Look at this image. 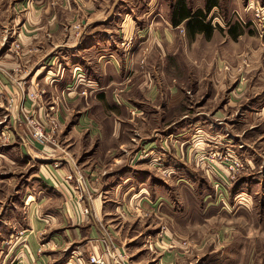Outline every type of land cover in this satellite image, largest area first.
<instances>
[{
	"label": "rangeland",
	"instance_id": "1",
	"mask_svg": "<svg viewBox=\"0 0 264 264\" xmlns=\"http://www.w3.org/2000/svg\"><path fill=\"white\" fill-rule=\"evenodd\" d=\"M175 1L71 2L73 19L65 20L67 27L54 35L58 45L51 53L56 61L54 77L41 85L59 83L68 69L71 81L54 99L38 86L36 98L42 107L47 102V112L38 118L54 116L58 125L52 169L68 171L61 174V186L68 189H64L68 198L72 196L74 216L86 221L84 197L75 195L81 188L75 181H63L69 165L91 190L109 177L113 178L107 186L112 187L127 172L121 163L111 168L115 159L121 160L119 154L127 152L130 160L153 163L147 181L155 193L148 196V208L129 206L119 212L129 218L123 227L119 225L118 235L126 264H264V16L260 15L261 21L254 16L256 2L264 13V0H220L209 21L223 31L209 38L199 34L188 38L183 27L170 25ZM34 2L26 0L23 9H31ZM188 3L195 7L202 0ZM63 6L52 1L50 7L61 14ZM237 24L245 32L233 40L225 30ZM45 37L40 35L42 44ZM98 40L101 81L94 65L97 52L92 49ZM22 46L15 35L9 50L22 55ZM83 58L92 63L95 82L77 66ZM75 69L83 75L79 83L72 78ZM81 123L105 129L121 126L126 146L118 153L116 144L101 145L100 155L98 143H89L87 130L76 127ZM169 137L175 142L181 139L187 144L184 148L191 146L195 152L191 164L163 162L168 157L164 149L172 147H161L162 139ZM146 141L154 142L152 148L146 150ZM108 149H117L116 156L111 157ZM230 157L244 165L231 181L226 177ZM214 187L223 193V202ZM15 232L0 229L1 235L16 237ZM5 239H0V252L10 251L11 239ZM80 251L74 245L60 264H68Z\"/></svg>",
	"mask_w": 264,
	"mask_h": 264
},
{
	"label": "crops",
	"instance_id": "2",
	"mask_svg": "<svg viewBox=\"0 0 264 264\" xmlns=\"http://www.w3.org/2000/svg\"><path fill=\"white\" fill-rule=\"evenodd\" d=\"M11 1L17 2V6H11ZM25 1L0 0V229L5 233L11 230L17 231L15 232L16 237L13 234H0V239H11L8 241L11 244L10 251L0 252L1 264H60L74 245L78 246L85 257H88V254L91 253L100 255L104 251L100 239L105 226H107L105 231L110 229L109 232L113 233L112 236L114 235L112 238L110 234L113 247L117 253L123 254V247L119 244L123 241H120L118 235L120 228L124 226L129 218L119 214V212L125 208L129 209V206H140V209L148 208V196L155 193L154 186L149 185L147 181L152 176L151 173L148 174L147 172H151L153 163L142 164L136 158L130 160L127 152H125V156L119 154L121 160L118 159L117 161L115 159V162L111 164V168L115 169V164L121 163V168H125L124 171L127 172L123 175L120 174L112 187H108L107 183L112 182L111 178L113 177H109L101 184L99 183L96 189L91 188L89 190L84 185L83 189L86 187V190L76 192L75 195L77 196L78 193L83 195L82 204L87 205L90 212L86 216V221L84 219L78 220L74 216L72 196L68 198L65 195L68 189L61 186V174L68 171L64 169L54 170L50 162L57 156V140L55 139L54 144L45 145L31 142L27 138V129L21 123L19 124L17 119L23 118L22 111H27L34 118H40L47 112V102L44 101L42 107L36 101H30L24 95L34 91L35 83L40 86L42 92H47L49 98H53L57 96L58 92L62 94L71 81V70L68 69L59 83H51L53 85L47 83L43 85L44 87L41 85L43 82L46 83L47 80L52 81V77H54L56 61L51 53L58 48L56 36L54 35L63 32L64 28L67 27L64 24L65 20L68 18L69 20L73 19L74 9L71 2L75 0H34L32 8L28 10L23 9ZM52 1L65 4L62 7L61 14H58L56 7H50ZM82 1L87 2L88 5V0ZM176 1L170 11V20ZM207 1L202 0L199 6L193 7L189 5L188 0H185L187 9L191 13L197 10H205ZM219 6L220 0H214L212 8L207 14V21L214 15ZM63 13H65V18H63ZM169 22L173 28L183 27L188 38L191 37L185 29L184 22H181L178 26L172 25L171 21ZM230 27L227 25L225 31L233 40H236L245 32L244 27L241 25L237 24L236 27H231V29ZM213 28L214 31L211 37L216 31H223V27L213 25ZM229 29L232 30L231 33ZM43 33L46 37L45 43L42 44L40 35H43ZM198 34H195V36ZM15 35H17V39L22 41V55H15L9 50V46L15 41ZM11 40L12 42L9 44ZM100 46L99 40L92 43V49L97 52V56H94L96 58V64L94 65L99 68V71H96L97 81H101V60L98 61L97 59ZM63 48L72 49L64 46ZM86 49L88 50V48ZM89 49L91 50L90 47ZM82 50H85V48ZM48 55H51V57L48 58ZM79 55L81 54L79 53ZM77 63L78 67H83L86 70L85 73L86 76L88 75L89 81L95 82L96 78L93 74L95 70L91 67L92 63L85 58ZM67 64L66 67L69 66ZM114 70L118 72L115 65ZM37 92L40 93L39 88ZM10 98L12 102H9ZM86 109L83 108V110ZM81 124L76 127H80L79 129L82 131L87 130L85 133H89H86L89 143H98L100 155L101 145L112 146L116 144L118 153L122 147L126 146L127 138L121 126L112 128L108 126L109 129H105L101 124ZM91 124L96 127H90ZM153 143L146 141V150L152 148L150 146ZM184 145L181 139H177V142L171 140L170 137L169 139H162L161 147L167 149L172 147L170 151L164 149L168 157L163 162L168 161L178 165H186L182 162L183 160L191 164L195 152L192 153L191 146L184 148ZM108 150L111 157L116 156L117 149ZM126 156L127 158L123 160ZM98 157L100 156L98 155ZM58 159L61 160L60 157ZM98 159L101 163V157ZM64 168H68V165H65ZM68 170L71 172L72 166L69 165ZM139 175L142 176L140 179H138ZM143 182H147V185ZM116 220L120 221L116 223ZM87 221L89 222L87 223ZM12 236L15 241L12 240ZM164 258L169 259V257H163L162 259ZM167 264H173V262Z\"/></svg>",
	"mask_w": 264,
	"mask_h": 264
},
{
	"label": "built area",
	"instance_id": "3",
	"mask_svg": "<svg viewBox=\"0 0 264 264\" xmlns=\"http://www.w3.org/2000/svg\"><path fill=\"white\" fill-rule=\"evenodd\" d=\"M253 8V6L251 7ZM260 15L263 17L264 13L262 8L256 2V8H254V16L259 19V21L263 20L260 18ZM74 77L77 79L78 83L82 81V72L79 69H75ZM38 85H35L34 91L30 93H25L24 95L32 102L36 101V98L39 95L37 92ZM9 102H12L10 98ZM23 112V118L17 119V122L22 124L27 129V138L31 140V142H35L36 144L45 145V144H54L55 143V136L58 132V125L57 121L52 117H46V119H39L34 118L32 115H29L27 111ZM219 155V154H218ZM215 155H213L214 158ZM227 164L226 167L228 168L227 176L230 181L233 179V175L242 171L244 165L241 163L240 160L234 157H230V159H226ZM55 161H58L57 159ZM229 163V165H228ZM59 163H54V168L57 169ZM73 172V173H72ZM229 175V176H228ZM84 177L74 168L72 171L63 178L64 183L69 184L71 181H75L82 191L86 190L83 189L85 182ZM216 193H219L218 200L220 202L224 201V196L221 190L218 191L216 187H214ZM82 196V195H81ZM90 212L89 207L87 205H83V213L88 215ZM100 243L104 247V251L100 255L95 254H88V257L82 255V253H77L79 255L73 256L71 261L68 264H126L125 255L117 253L116 249L113 247L110 239V234L108 231L103 230L102 237L100 239Z\"/></svg>",
	"mask_w": 264,
	"mask_h": 264
},
{
	"label": "trees",
	"instance_id": "4",
	"mask_svg": "<svg viewBox=\"0 0 264 264\" xmlns=\"http://www.w3.org/2000/svg\"><path fill=\"white\" fill-rule=\"evenodd\" d=\"M213 4L214 0H208L205 5V10H197L191 13L187 9L185 0H177L171 14V24L178 26L181 22H184L185 29L190 36L194 37L195 34L200 33L209 38L214 28L212 23L207 21V14L211 10ZM230 29L229 32L231 33L232 30L230 31Z\"/></svg>",
	"mask_w": 264,
	"mask_h": 264
}]
</instances>
